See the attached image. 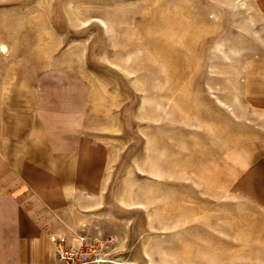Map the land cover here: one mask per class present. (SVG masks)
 I'll return each instance as SVG.
<instances>
[{
	"label": "rangeland",
	"instance_id": "rangeland-1",
	"mask_svg": "<svg viewBox=\"0 0 264 264\" xmlns=\"http://www.w3.org/2000/svg\"><path fill=\"white\" fill-rule=\"evenodd\" d=\"M261 3L0 0V94H41L109 150L97 200L51 219L87 258L264 264V208L229 192L264 131Z\"/></svg>",
	"mask_w": 264,
	"mask_h": 264
},
{
	"label": "crops",
	"instance_id": "crops-1",
	"mask_svg": "<svg viewBox=\"0 0 264 264\" xmlns=\"http://www.w3.org/2000/svg\"><path fill=\"white\" fill-rule=\"evenodd\" d=\"M260 5L264 15V0ZM259 67L264 72V59ZM246 91L264 110V79ZM29 93L0 94V264H57L51 235L61 231L52 217L97 200L108 164L109 150L76 115ZM252 144L258 155L229 192L264 208V131Z\"/></svg>",
	"mask_w": 264,
	"mask_h": 264
},
{
	"label": "built area",
	"instance_id": "built-area-1",
	"mask_svg": "<svg viewBox=\"0 0 264 264\" xmlns=\"http://www.w3.org/2000/svg\"><path fill=\"white\" fill-rule=\"evenodd\" d=\"M70 238L63 233H53L51 240L55 244L57 253V264H100L101 262H107L104 258L91 260L84 254V245L87 241L84 236L78 239Z\"/></svg>",
	"mask_w": 264,
	"mask_h": 264
},
{
	"label": "bare ground",
	"instance_id": "bare-ground-1",
	"mask_svg": "<svg viewBox=\"0 0 264 264\" xmlns=\"http://www.w3.org/2000/svg\"><path fill=\"white\" fill-rule=\"evenodd\" d=\"M3 48L5 49V46H3ZM129 264H133V263H129Z\"/></svg>",
	"mask_w": 264,
	"mask_h": 264
}]
</instances>
